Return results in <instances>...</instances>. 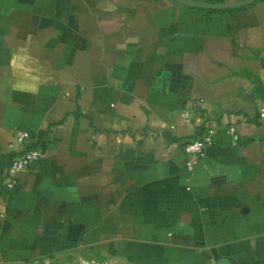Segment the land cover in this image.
<instances>
[{
	"label": "crops",
	"instance_id": "obj_1",
	"mask_svg": "<svg viewBox=\"0 0 264 264\" xmlns=\"http://www.w3.org/2000/svg\"><path fill=\"white\" fill-rule=\"evenodd\" d=\"M257 87L264 0H0V264H264ZM17 129L44 155L9 190Z\"/></svg>",
	"mask_w": 264,
	"mask_h": 264
},
{
	"label": "built area",
	"instance_id": "obj_2",
	"mask_svg": "<svg viewBox=\"0 0 264 264\" xmlns=\"http://www.w3.org/2000/svg\"><path fill=\"white\" fill-rule=\"evenodd\" d=\"M192 111L185 109L183 116L188 119ZM264 118V109L261 111ZM229 132L235 139L238 134L235 127H230ZM214 143V130L206 128L198 133L194 138L188 140L184 145L187 154L186 167L189 171H195L202 163L207 153ZM11 161L7 170L6 187L9 190L14 189L20 173L31 169L36 165L44 155V147L40 143L38 135L26 130L17 129L14 140L9 144ZM22 264H113L111 259L97 260L87 256H64V257H47L42 260L26 261Z\"/></svg>",
	"mask_w": 264,
	"mask_h": 264
},
{
	"label": "water",
	"instance_id": "obj_3",
	"mask_svg": "<svg viewBox=\"0 0 264 264\" xmlns=\"http://www.w3.org/2000/svg\"><path fill=\"white\" fill-rule=\"evenodd\" d=\"M179 3L200 9L224 11V10H234L240 9L249 5L256 3L258 0H239L236 2L226 3V2H201L194 0H176Z\"/></svg>",
	"mask_w": 264,
	"mask_h": 264
},
{
	"label": "trees",
	"instance_id": "obj_4",
	"mask_svg": "<svg viewBox=\"0 0 264 264\" xmlns=\"http://www.w3.org/2000/svg\"><path fill=\"white\" fill-rule=\"evenodd\" d=\"M256 90L260 92V91H264V88H262V87H257Z\"/></svg>",
	"mask_w": 264,
	"mask_h": 264
}]
</instances>
